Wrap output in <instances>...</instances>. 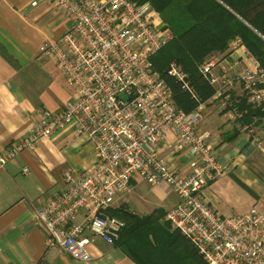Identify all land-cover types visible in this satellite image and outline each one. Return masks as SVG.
I'll return each mask as SVG.
<instances>
[{
	"label": "built area",
	"instance_id": "1",
	"mask_svg": "<svg viewBox=\"0 0 264 264\" xmlns=\"http://www.w3.org/2000/svg\"><path fill=\"white\" fill-rule=\"evenodd\" d=\"M39 1L44 0L30 6ZM46 1L71 27L42 45L38 56L52 62L71 96L55 112L36 111L26 134L0 155V171L23 150H32L38 140L67 126L92 145L93 162L80 173L65 172L61 191L34 211L44 246L88 261L87 246L94 239L113 245L124 223L107 210L128 194L137 176L152 187L165 184L179 198L163 221L183 235L206 264H264V213L252 208L242 215L221 216L202 201L204 187L225 169L208 134L196 130L204 104L184 114L152 70L150 58L172 39L159 14L149 3L136 0ZM228 48L241 50L242 63L216 66L205 61L198 70L215 89L219 106L238 119L228 90L238 84L247 104L259 107L264 103V72L239 38ZM167 74L184 83L177 63L169 64ZM254 127L240 131L257 142ZM162 152L166 158L159 157ZM175 162L186 172L172 169L170 163ZM22 174L27 175V169Z\"/></svg>",
	"mask_w": 264,
	"mask_h": 264
},
{
	"label": "crops",
	"instance_id": "2",
	"mask_svg": "<svg viewBox=\"0 0 264 264\" xmlns=\"http://www.w3.org/2000/svg\"><path fill=\"white\" fill-rule=\"evenodd\" d=\"M32 1L0 0V155L26 134L37 110L55 112L71 96L52 62L38 56V49L59 38L71 22L48 1L30 6ZM240 56L241 50L227 47L205 61L218 66L223 61H240ZM227 93L233 103L243 97L238 84ZM255 129L257 142L240 131L237 119L217 99L211 97L203 106L196 130L208 134L225 172L204 187L201 198L221 216L242 215L252 208L264 213V125ZM168 137L173 140L171 134ZM159 157L166 158L167 153ZM92 162V145L67 126L4 165L0 171V264H135L99 239L87 246L90 260L71 259L55 247H45L43 234L34 226V211L61 191L63 174L80 173ZM170 166L186 172L178 162ZM24 168L27 175L22 174ZM179 201L165 184L152 187L134 176L128 194L113 208L123 204L133 214L147 216L155 210L165 213Z\"/></svg>",
	"mask_w": 264,
	"mask_h": 264
},
{
	"label": "trees",
	"instance_id": "3",
	"mask_svg": "<svg viewBox=\"0 0 264 264\" xmlns=\"http://www.w3.org/2000/svg\"><path fill=\"white\" fill-rule=\"evenodd\" d=\"M136 1L149 3L172 32V39L150 63L184 114L215 94L199 66L212 53L224 52L235 37L264 72V0ZM172 62L180 66L184 83L167 74ZM233 106L241 115L240 128L258 126L264 119V103L253 108L243 96ZM107 215L124 223L113 245L135 264H206L188 240L163 221L165 213L160 210L138 216L121 204L108 209Z\"/></svg>",
	"mask_w": 264,
	"mask_h": 264
},
{
	"label": "rangeland",
	"instance_id": "4",
	"mask_svg": "<svg viewBox=\"0 0 264 264\" xmlns=\"http://www.w3.org/2000/svg\"><path fill=\"white\" fill-rule=\"evenodd\" d=\"M67 18V17H66ZM68 20V18H67ZM166 24V23H165ZM167 25V24H166ZM168 26V25H167ZM169 28V27H168ZM170 29V28H169ZM171 31V30H170ZM172 33V32H171ZM173 36V35H172ZM157 56H155L154 58H156ZM264 125V119L261 121V123L258 126H262ZM255 128V127H254ZM120 204V203H119Z\"/></svg>",
	"mask_w": 264,
	"mask_h": 264
}]
</instances>
